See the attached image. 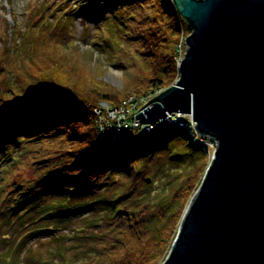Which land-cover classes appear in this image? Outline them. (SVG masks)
Returning a JSON list of instances; mask_svg holds the SVG:
<instances>
[{
	"label": "trees",
	"instance_id": "trees-1",
	"mask_svg": "<svg viewBox=\"0 0 264 264\" xmlns=\"http://www.w3.org/2000/svg\"><path fill=\"white\" fill-rule=\"evenodd\" d=\"M82 2L101 20L89 49L58 19L40 21L24 45L3 32L0 264H160L209 164L176 127L118 143L97 133L99 101L115 107L177 80L191 28L173 0ZM105 66L122 73L120 89L102 80ZM174 142L192 164L154 187L157 152L180 159Z\"/></svg>",
	"mask_w": 264,
	"mask_h": 264
},
{
	"label": "water",
	"instance_id": "water-1",
	"mask_svg": "<svg viewBox=\"0 0 264 264\" xmlns=\"http://www.w3.org/2000/svg\"><path fill=\"white\" fill-rule=\"evenodd\" d=\"M173 3L191 28L178 80L135 118H191L217 147L160 264H264V0Z\"/></svg>",
	"mask_w": 264,
	"mask_h": 264
},
{
	"label": "rangeland",
	"instance_id": "rangeland-1",
	"mask_svg": "<svg viewBox=\"0 0 264 264\" xmlns=\"http://www.w3.org/2000/svg\"><path fill=\"white\" fill-rule=\"evenodd\" d=\"M84 4L85 2H82V0H0V49L4 44L3 32L8 34L17 45L19 43L24 45L27 43L26 40L29 39L30 31L36 29L40 21L43 23L48 19L53 22L55 19L61 20L63 23L66 22L67 29L74 35L78 47L81 50L89 49L92 44L91 41L101 33V20L94 14V7L81 9ZM188 34L182 36L180 44L183 45V41ZM122 79V73L117 69L106 67L105 72L103 71L102 80L116 89L122 87ZM142 106V101H138L133 112L138 111L139 113L142 111H139ZM184 142L189 144L185 138ZM177 143L174 142L170 146L171 151L180 154V159L176 162L168 158L165 148L157 152V156L155 155L156 162L152 166V174L146 177V181L147 179L149 181L153 180L154 187L159 182H164L165 176H171L174 173L179 174L191 166L190 157L183 154L181 145ZM169 145H167V148ZM188 147H190V152L192 155L194 154V157L201 153L195 145H189ZM175 153H172V155ZM205 153L207 159H209V154ZM0 235H3L2 238L6 237L4 233Z\"/></svg>",
	"mask_w": 264,
	"mask_h": 264
},
{
	"label": "built area",
	"instance_id": "built-area-1",
	"mask_svg": "<svg viewBox=\"0 0 264 264\" xmlns=\"http://www.w3.org/2000/svg\"><path fill=\"white\" fill-rule=\"evenodd\" d=\"M178 52H181L180 46ZM135 97L134 95L129 96L115 108H111L105 103H100L98 107L94 108V113L97 116L98 134L103 139L117 140L122 137L139 135L155 128L174 125L188 131L192 136V140L202 145L206 150L213 151L217 147V141L214 138L199 136L195 133L191 118L179 119L175 113H172L168 114L164 121L161 119L154 124L141 123L138 118H135L138 111L133 112L138 103ZM145 97L139 99V102H146Z\"/></svg>",
	"mask_w": 264,
	"mask_h": 264
},
{
	"label": "bare ground",
	"instance_id": "bare-ground-1",
	"mask_svg": "<svg viewBox=\"0 0 264 264\" xmlns=\"http://www.w3.org/2000/svg\"><path fill=\"white\" fill-rule=\"evenodd\" d=\"M167 88H165V89H156L155 91H153L152 93H150V94H148V95H146V97L144 98L145 99V101L147 102L149 99H151L152 97H154V96H157L159 93H161L162 91H164V90H166ZM135 99L137 100V101H139V98L138 97H135ZM146 102H144L143 103V105L146 103ZM137 106V105H136ZM146 106V105H145ZM144 106V107H145ZM140 110H143V108H141ZM139 110V111H140ZM141 122V121H140ZM142 123V122H141ZM193 123H194V128H195V122L193 121ZM195 130H196V128H195ZM197 131V130H196Z\"/></svg>",
	"mask_w": 264,
	"mask_h": 264
}]
</instances>
